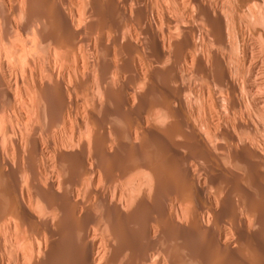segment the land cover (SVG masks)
Instances as JSON below:
<instances>
[{"label":"bare ground","instance_id":"1","mask_svg":"<svg viewBox=\"0 0 264 264\" xmlns=\"http://www.w3.org/2000/svg\"><path fill=\"white\" fill-rule=\"evenodd\" d=\"M0 264H264V0H0Z\"/></svg>","mask_w":264,"mask_h":264}]
</instances>
